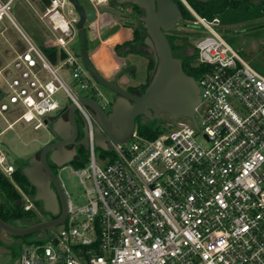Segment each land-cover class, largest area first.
Returning <instances> with one entry per match:
<instances>
[{
	"label": "built area",
	"instance_id": "obj_1",
	"mask_svg": "<svg viewBox=\"0 0 264 264\" xmlns=\"http://www.w3.org/2000/svg\"><path fill=\"white\" fill-rule=\"evenodd\" d=\"M12 1L0 0V19H10L26 46L0 68V113L15 116L8 127L18 121L50 127L47 116L75 103L89 132V162L75 170L85 202L75 203L65 189L64 221L45 236L14 240L22 241L19 264H264V70L224 38L221 18L202 17L183 0L195 17L185 26L206 31L195 43L193 62L205 66L197 79V124L188 116L189 124L156 138L135 129L127 142H109L111 156H101L100 164L93 112L80 97L94 98L105 110L113 99L80 51L68 48L78 33L73 3L50 0L41 17L50 33L46 46L65 52L62 65L73 69L88 94L69 87L60 66L18 26L10 14ZM89 1L98 14L111 0ZM59 91L66 104L56 96ZM0 169L9 178L15 171L1 146ZM20 191L25 209L33 208L31 197Z\"/></svg>",
	"mask_w": 264,
	"mask_h": 264
},
{
	"label": "water",
	"instance_id": "obj_2",
	"mask_svg": "<svg viewBox=\"0 0 264 264\" xmlns=\"http://www.w3.org/2000/svg\"><path fill=\"white\" fill-rule=\"evenodd\" d=\"M78 15L77 28L80 37V54L82 60L93 77L103 86L115 92L116 97L109 109L105 110L94 98L81 96L80 102L87 105L94 117V141L103 150L109 148V142L122 144L127 142L136 129L138 117L145 123L147 119H158L161 113L167 112L174 118L179 116L191 117L195 121V108L200 103V87L197 79L185 72L180 57L174 55L171 43L166 35L177 23L183 20V15L174 0H116L118 4L131 3L144 10L140 16L146 29L145 43L152 50L155 57V73L146 89L138 94L115 82L109 81L91 59L87 48L86 24L97 16L95 9H87L80 0H70ZM210 1V0H200ZM103 12L120 15L117 7L106 6ZM136 66L129 64L123 67L121 74L136 77ZM2 92L0 90V97ZM67 118L59 114L50 115L46 123L61 139L45 144L39 156L33 155L22 166V172L35 187V201H41L45 211L56 212L59 199L65 197L61 180L53 170L50 162L57 167L70 163L75 154V147L70 144L82 143L89 147V132L84 127V138L76 141L79 125L76 119L77 105L71 103L64 107ZM195 124L196 121H195ZM53 186V187H52ZM67 215L65 205L61 214L54 219L41 220L27 226L11 225L0 219V228L15 236L23 237L32 233L45 236L47 231L61 224Z\"/></svg>",
	"mask_w": 264,
	"mask_h": 264
},
{
	"label": "rangeland",
	"instance_id": "obj_3",
	"mask_svg": "<svg viewBox=\"0 0 264 264\" xmlns=\"http://www.w3.org/2000/svg\"><path fill=\"white\" fill-rule=\"evenodd\" d=\"M80 2L87 8L93 9L94 4L89 0H80ZM115 3V0H112ZM119 9V8H118ZM120 10V9H119ZM132 7L128 6L121 10L122 15H132ZM43 8L41 7L40 0H13L10 5V14L18 26L29 36L32 40L44 50V46L48 43L50 33L48 31L46 22L42 18ZM115 16V15H114ZM120 16V15H119ZM119 16H115L114 19L121 22ZM238 16V15H237ZM101 21L107 23L111 20L109 14L100 15ZM121 17V16H120ZM124 19H129V22H135L133 18L123 16ZM221 18V17H220ZM234 20L224 21L221 18L220 28L224 38L233 46V48L253 67L258 70L264 69V14L257 16L255 13H240L238 17L231 18ZM94 20V19H93ZM89 22L86 24L87 33L89 34ZM130 24V23H129ZM101 22L97 20L90 26V33L96 34L100 28ZM181 27V26H180ZM119 28L115 25L110 31L104 30L100 38L89 39L88 50L91 52L101 41V39L107 38L111 33L115 32ZM197 28V27H196ZM199 31H195L184 25L183 31L187 33L189 40L195 43L198 41L200 35L206 34V31L202 27L197 28ZM190 33V35H189ZM125 37L123 32L113 37L110 42H114L118 39ZM26 46L17 27L10 21L9 18L4 17L0 19V68L10 62L15 56V50H20ZM69 50L72 52L80 51V37L79 32L76 38L69 46ZM141 50L151 52L145 46L141 47ZM105 47L103 46L97 52L93 54V57L98 63H104L106 58ZM122 61V59H120ZM115 60L113 64H117ZM63 59L59 58L56 66L58 73L65 81V83L71 87L74 91L80 94H88V91L81 89L76 79L73 76V69L69 65H62ZM143 74V69H142ZM114 80V77L109 78ZM100 88L104 93L114 99L115 92L106 88L100 84ZM56 96L62 99V103L66 104L68 99L63 91H59ZM109 110V108H107ZM15 116L13 114L6 113L3 116L0 113V130H4L0 134V146L6 150L9 161L17 164L25 160H28L31 156L39 151V149L45 145L48 141L53 139L51 129L43 125L40 128L35 129L33 122L26 123L24 121L16 122L12 127H8V124L14 121ZM82 124V119L79 120ZM190 119L186 116H179L174 118L167 112L161 113L160 118L149 120V124L161 130H168L172 128L180 127L184 124H189ZM200 141L204 142L203 137L199 136ZM88 150V149H87ZM100 147H96V157L100 164L102 160L100 154ZM111 156L110 153L107 154ZM57 168V175L63 184V187L68 190L75 203L82 204L85 202V186L81 183L78 175L75 173L77 169L72 162L68 163L64 168ZM88 185H90L88 183ZM34 210L35 204H34ZM61 226V225H60ZM59 226V227H60ZM36 238V233H32L23 237L24 243ZM22 248V241L20 243H4L0 239V264H19V253Z\"/></svg>",
	"mask_w": 264,
	"mask_h": 264
},
{
	"label": "trees",
	"instance_id": "obj_4",
	"mask_svg": "<svg viewBox=\"0 0 264 264\" xmlns=\"http://www.w3.org/2000/svg\"><path fill=\"white\" fill-rule=\"evenodd\" d=\"M41 7L43 10L50 4V0H40ZM179 8L181 9L183 20L182 24L187 25L189 21L193 20L195 17L190 9L186 6L183 0H174ZM192 8L202 17L209 20L214 19L219 16L224 21L234 20L231 18L238 17L240 13H255L257 16L264 14V0H210V1H200V0H186ZM115 4H118L115 0ZM132 15H125L126 17L133 18L135 22H129V20H124L123 24L131 26L133 28V38L130 41L124 42L121 45H117L118 50L122 45L131 44L136 47L145 46L149 48L145 43V37L147 35L146 29L143 26V22L140 20V16L144 14V10L137 5L132 4ZM238 15V16H237ZM130 23V24H129ZM115 27V25L113 26ZM112 27V28H113ZM87 32V28H86ZM173 50L174 55L178 51L184 53L182 57V66L186 73L198 79L201 71L205 66H195L193 64L197 57L196 47L191 43L189 37L185 31H181L179 34L175 28L171 29L166 33ZM190 35V33H189ZM90 37L87 33V48L89 44ZM192 47L193 53L187 54V49ZM44 51L48 58L53 62L57 63L59 58H64L66 56L65 52L61 54L57 53L56 46H44ZM151 51V49H149ZM89 51V50H88ZM134 49L129 48L123 55H128L134 53ZM90 53V52H89ZM148 59L146 78L145 81L139 83L138 85L132 86L128 85L127 89L135 92L142 93L146 87L150 84L156 68L155 57L152 51L149 54L144 55ZM264 70V69H263ZM100 71V70H99ZM101 72V71H100ZM102 73V72H101ZM136 131L146 137L156 138L164 130H161L158 126L154 127L149 124V122L144 123L140 117L136 121ZM108 153L111 154L109 150H100L101 156H105ZM28 160L21 163L14 164L15 171L12 178L7 177L0 169V215L6 220L10 221H20L21 224L30 225L42 220V213H45L41 201H35V187L30 183L28 178L22 172V166L26 164ZM89 162V151L87 149H82L79 156L75 158L72 163L76 168L85 166ZM27 195L31 197L35 204V210L33 208L26 210L24 206V197L20 189ZM39 236V233H36Z\"/></svg>",
	"mask_w": 264,
	"mask_h": 264
},
{
	"label": "crops",
	"instance_id": "obj_5",
	"mask_svg": "<svg viewBox=\"0 0 264 264\" xmlns=\"http://www.w3.org/2000/svg\"><path fill=\"white\" fill-rule=\"evenodd\" d=\"M109 14L112 18L107 23L101 21L102 17L100 15H106ZM116 16V15H115ZM113 14L108 12L101 11L97 14L94 20L89 22V34L92 39L100 38L101 34L104 30H111L114 25H118L119 28L111 33L107 38L101 39L100 43L90 52L91 59L93 60L94 64L98 67V69L104 74L105 77H113L114 73L118 71L119 69L129 65L134 64L137 68L136 70V77H132L130 74H125L121 81L125 83L126 85H138L139 83H142L145 81L146 78V70H147V64L148 59L144 56L148 54L147 52H144L141 50V47H136L131 44L122 45L121 47L116 48L117 45H121L124 42L130 41L133 38L134 32L133 28L131 26H127L123 24L124 19L123 16H119L118 18L121 19V22L114 19L115 17ZM127 16V15H126ZM125 16V17H126ZM97 20H100L101 25L96 34L90 33V26L93 22H96ZM123 32L125 34V37L122 39H118L114 42H110L111 39L115 36H117L119 33ZM105 47L106 55H105V62L104 63H98L97 60L93 57V54L97 52L100 48ZM129 48L134 49V53H130L128 55H123V53L128 50ZM17 50H15L16 53ZM122 59V61L120 60ZM118 61L117 64H113L114 61ZM143 69V74H142Z\"/></svg>",
	"mask_w": 264,
	"mask_h": 264
},
{
	"label": "flooded vegetation",
	"instance_id": "obj_6",
	"mask_svg": "<svg viewBox=\"0 0 264 264\" xmlns=\"http://www.w3.org/2000/svg\"><path fill=\"white\" fill-rule=\"evenodd\" d=\"M109 6H112V7H117V8H119L120 9V16H125V15H122V12H121V10L122 9H124V8H127L128 6H130V7H132V4L131 3H123V4H115V3H113L112 2V0L109 2ZM181 26V27H180ZM175 28V30L180 34L181 33V31H183V29H184V24H182V21L181 22H179V23H177L176 24V26L174 27ZM192 44H194L193 42H191ZM148 49H150V48H148ZM193 48L192 47H189L188 49H187V54H192L193 53V50H192ZM150 51V50H149ZM152 51V50H151ZM153 53V52H152ZM176 55L175 56H177V57H180L181 59H182V57H183V55H184V53H180V52H176L175 53ZM122 69V68H121ZM121 69H119L118 71H116L115 73H114V75H113V77L115 78L114 80H110L109 79V77H106L109 81H112V82H115L116 84H118V85H120V86H122V87H124V88H126L127 89V87H128V85H126L125 83H123L122 81H121V79H122V77L125 75V74H121L120 76H118V73H119V71L121 70ZM104 75V74H103ZM111 78V77H110ZM115 97H116V94H115ZM115 97H114V99H115ZM114 99H113V101H114ZM107 111H109V110H107ZM60 113H59V115L60 116H63L64 118H67V110H65L64 108H62L60 111H59ZM75 115H76V119H77V122H78V125H79V134H78V137L76 138V141H81L83 138H84V136H85V134H84V127H85V122L83 121V119H82V117L80 116V114L78 113V111L76 110V113H75ZM140 118H141V120H142V117L140 116ZM80 119H82V124H80ZM149 120H152V119H147L146 120V122H149ZM145 122V123H146ZM137 123V122H136ZM88 128V127H87ZM52 132V134H53V139L52 140H50V141H48L47 143H50V142H54V141H57V140H59V139H61L56 133H54L53 131H51ZM88 141H89V139H88ZM46 143V144H47ZM44 146V145H43ZM42 146V147H43ZM41 147V148H42ZM68 148H72V147H75V150H76V154H75V156H74V158H73V160L75 159V158H77L78 156H79V154H80V152H81V150L82 149H88V148H86L85 147V145L84 144H82V143H77V144H70V145H68L67 146ZM97 147V146H96ZM41 148L39 149V151L37 152V153H35L34 155H36V156H39V153H40V151H41ZM72 160V161H73ZM71 161V162H72ZM50 162V165H51V167L53 168V170L55 171V173L57 174V166L53 163V162H51V161H49ZM59 168V167H58ZM58 176V175H57ZM62 184V183H61ZM18 188H19V186H17ZM53 187V186H52ZM62 188H63V191H64V194H65V197H63V199L61 198V199H59V206H58V209H57V211L56 212H49V211H45V213H42V220H47V219H54V218H56V217H58L60 214H61V212H62V210H63V208H64V206L66 205L67 206V196H66V193H65V188L62 186ZM20 189V188H19ZM21 190V189H20ZM67 211H68V209H67ZM0 219H2V220H4L5 222H7V223H9V224H11V225H14V226H19V224H21V222L19 221H10V220H6L4 217H2L1 215H0ZM22 226H27V225H24V224H22ZM24 237V236H23ZM0 239H1V241H4V243H13L14 242V240H18V239H20V237L19 236H15V235H13V234H10L9 232H7V231H2V229L0 228ZM23 239V238H22Z\"/></svg>",
	"mask_w": 264,
	"mask_h": 264
}]
</instances>
